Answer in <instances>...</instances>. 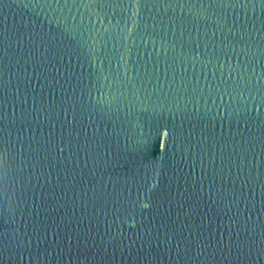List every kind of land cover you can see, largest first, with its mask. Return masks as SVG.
<instances>
[{
    "label": "water",
    "instance_id": "obj_1",
    "mask_svg": "<svg viewBox=\"0 0 264 264\" xmlns=\"http://www.w3.org/2000/svg\"><path fill=\"white\" fill-rule=\"evenodd\" d=\"M0 264H264V0H0Z\"/></svg>",
    "mask_w": 264,
    "mask_h": 264
}]
</instances>
